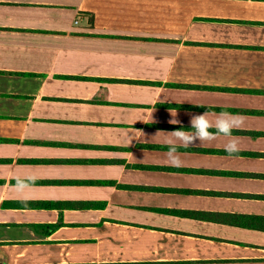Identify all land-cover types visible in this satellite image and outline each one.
I'll return each mask as SVG.
<instances>
[{"label": "crops", "instance_id": "obj_1", "mask_svg": "<svg viewBox=\"0 0 264 264\" xmlns=\"http://www.w3.org/2000/svg\"><path fill=\"white\" fill-rule=\"evenodd\" d=\"M0 264H264V0H0Z\"/></svg>", "mask_w": 264, "mask_h": 264}, {"label": "clouds", "instance_id": "obj_2", "mask_svg": "<svg viewBox=\"0 0 264 264\" xmlns=\"http://www.w3.org/2000/svg\"><path fill=\"white\" fill-rule=\"evenodd\" d=\"M209 115L208 112L192 114L190 116V131L184 130L183 127H181L170 132H157L156 135L159 133L165 134L164 143L168 149L166 152V159L170 166L181 167L183 165V160L178 151L180 147L189 148L203 142L213 141L218 135L232 137L233 130L239 128L244 122L242 116L227 111H222L218 114L213 113L214 120H210ZM175 116L169 121L171 124L180 123V121L175 119ZM225 151L229 156L238 153L240 151L239 141L234 137L229 139L225 144ZM13 179L15 181L13 184V191L21 198H26L31 193L38 177L35 174L25 173L16 174ZM22 202H26V200H22Z\"/></svg>", "mask_w": 264, "mask_h": 264}]
</instances>
